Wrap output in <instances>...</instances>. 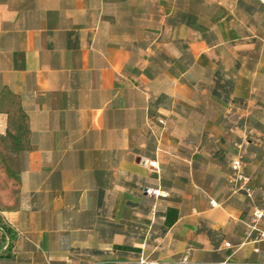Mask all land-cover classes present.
<instances>
[{
    "label": "crops",
    "instance_id": "1",
    "mask_svg": "<svg viewBox=\"0 0 264 264\" xmlns=\"http://www.w3.org/2000/svg\"><path fill=\"white\" fill-rule=\"evenodd\" d=\"M234 4L0 0V264H264V14Z\"/></svg>",
    "mask_w": 264,
    "mask_h": 264
},
{
    "label": "built area",
    "instance_id": "2",
    "mask_svg": "<svg viewBox=\"0 0 264 264\" xmlns=\"http://www.w3.org/2000/svg\"><path fill=\"white\" fill-rule=\"evenodd\" d=\"M258 2L264 6V0H258ZM157 160H147L145 164L150 167L157 168ZM231 169H232V176H231V183L233 184L234 191H243L248 197L253 196V190L251 189L250 183V176L244 170V161L241 156H236L231 160ZM145 192L151 196H160L163 195L159 189L146 187ZM212 206H217V202L214 200L211 201ZM255 219H260L264 217V204L262 206H258L254 211ZM261 236L264 238V232L261 233ZM227 245H230L227 243ZM187 261V257L183 259V262ZM138 264H160L158 260H146L140 259Z\"/></svg>",
    "mask_w": 264,
    "mask_h": 264
},
{
    "label": "trees",
    "instance_id": "3",
    "mask_svg": "<svg viewBox=\"0 0 264 264\" xmlns=\"http://www.w3.org/2000/svg\"><path fill=\"white\" fill-rule=\"evenodd\" d=\"M261 10L264 14V6L261 5ZM222 69L221 67H219V69L217 70L216 74L219 77V80L216 84V86L213 88V93L215 95H217L218 97L223 98L224 100L228 101L230 99V93L233 89V85H234V78L232 76H230L229 78H225L224 82H220V78L221 76H223L222 74Z\"/></svg>",
    "mask_w": 264,
    "mask_h": 264
},
{
    "label": "rangeland",
    "instance_id": "4",
    "mask_svg": "<svg viewBox=\"0 0 264 264\" xmlns=\"http://www.w3.org/2000/svg\"><path fill=\"white\" fill-rule=\"evenodd\" d=\"M217 1L218 2H221L229 10L232 9L231 8V5L234 6L235 5L234 4L235 2H237V5H238L239 8L244 9V7H245V8H247V10L248 9H251V8L253 9L256 6H259L260 5L259 2H258V0H217ZM202 6H204V5H201V6L198 5L197 6V9H198V12L199 13L204 10V9L202 10Z\"/></svg>",
    "mask_w": 264,
    "mask_h": 264
}]
</instances>
